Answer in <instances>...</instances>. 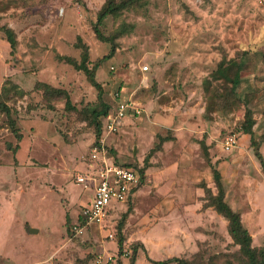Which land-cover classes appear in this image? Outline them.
<instances>
[{"label": "rangeland", "instance_id": "374dc122", "mask_svg": "<svg viewBox=\"0 0 264 264\" xmlns=\"http://www.w3.org/2000/svg\"><path fill=\"white\" fill-rule=\"evenodd\" d=\"M105 2L0 0V264H245L206 202L219 178L264 251V0H142L97 24ZM85 49L101 92L65 59L80 64ZM231 61L243 66L235 90L218 75ZM126 101L141 115L126 112L108 135L95 113ZM247 109L252 135L242 130ZM230 134L237 143L226 151ZM101 139L145 171L133 202L106 223L125 258L106 229H69L92 196L74 177Z\"/></svg>", "mask_w": 264, "mask_h": 264}, {"label": "built area", "instance_id": "2783aa9c", "mask_svg": "<svg viewBox=\"0 0 264 264\" xmlns=\"http://www.w3.org/2000/svg\"><path fill=\"white\" fill-rule=\"evenodd\" d=\"M116 97L118 98L119 95L117 94ZM141 111L131 101L118 102L115 111L105 117L107 134H114L117 131L121 121L126 117V112H129L132 117H139ZM236 143V137L230 134L226 136L223 142L224 149L229 151L236 146ZM124 164L109 155L102 139L99 141L98 146L91 149L86 171L74 177L77 184L82 185L84 189L91 191L92 194L80 211L86 225L80 226L79 223H74L72 226V232L76 236L83 234L90 225L98 226L99 230L105 229L107 219L112 211L118 205L133 199L134 191L141 184V177L137 171ZM107 231L105 237L113 239V231L108 229ZM127 256V252L121 255L122 258ZM98 259H101V257H98ZM110 260L111 258L108 259V262Z\"/></svg>", "mask_w": 264, "mask_h": 264}, {"label": "trees", "instance_id": "16d2710c", "mask_svg": "<svg viewBox=\"0 0 264 264\" xmlns=\"http://www.w3.org/2000/svg\"><path fill=\"white\" fill-rule=\"evenodd\" d=\"M140 1H142V0H106V2L104 3V5L101 8V11L98 14L97 24H101L109 16H117L119 13H121V11L134 7ZM120 31L123 33L125 31V28L121 27ZM95 32L99 38L104 40L103 36H101V34L99 33V31L96 28H95ZM4 34L6 35L7 42L10 44V48L12 50L14 48V44H15L13 33L9 29H5ZM113 51H114V47H112L110 54L106 57L107 58L111 57V54L113 53ZM263 57H264V54H263ZM65 59L68 62L72 63L73 66L76 67L78 70L83 71L86 74L87 78L89 79L90 83L98 90V92H101L100 85L95 81V73H94L95 70L89 69L86 65L87 59H88L87 49H85V51L83 52L82 62L80 64H76V63L72 62V60H70L69 58H65ZM94 67L98 68V67H100V64H97ZM226 67L227 68H225V67L220 68L218 70V75L220 74L222 77L225 78V80L227 82L231 83V85H233V90H235L234 88L237 87V85L239 83V79H240L239 73H240V71H242L243 66L239 63L231 61V64H229ZM234 68H235V72H234L233 76H229V72ZM45 88H46V90L52 89L49 86H45ZM66 98H67V96H66ZM1 110H4L3 112L8 113V108L4 104L1 105ZM106 114H107V108L105 107L104 110L96 112L95 117L98 118L100 115L101 116L104 115L103 119H105ZM253 124H254V120H253L252 112L249 109H247L245 112V120H244V124L242 127L243 133L248 134V135H252ZM13 132L18 138H20V134L17 130H13ZM100 136H101V124H100V122H97L96 123V135H95L96 141L99 140ZM160 140H162V138ZM162 143H163V140H162ZM157 147L160 150L159 146H157ZM153 150L154 149L151 150L149 155H151V153H153ZM231 150H229V151H231ZM257 156L259 157L260 161L262 162L259 154H257ZM262 164H263V162H262ZM124 165L134 169L135 171H137L141 177V183H142V181L144 180V177H145L144 176V172H145L144 169L139 168L137 165H132V164H124ZM263 166H264V164H263ZM216 186H217V190H218L216 195H212L210 190H207L208 200H207L206 204L209 207H213V209L227 221L228 233L231 236L233 242L239 246V251L245 259V264H264V251H257L254 248H252V246H251V235L249 234L248 230L243 226L240 214L238 212L234 211L228 205V203L225 201V192L223 190V187L221 185V181L219 178L216 179ZM132 202H133V199H129L126 201V204L128 205L129 203H132ZM80 211H81V209H80ZM80 211H79L78 216L76 218V221L74 223H79L80 226H85L86 223H85L84 219L82 218ZM67 220H68V218L66 216V221ZM74 223L70 225L69 229H71V232H72V226L74 225ZM67 224H68V222H66V227H67ZM67 229H68V227H67ZM105 229L106 230L108 229L109 231H114V227H107L106 226ZM116 237L117 236L115 235L114 238L117 240L116 246L118 248L117 249L118 254H119V256H121L124 253L123 252V250H124L123 241L121 240V236H120V238H116ZM104 238L108 239L107 237H104ZM129 249L132 250V253H136V248L130 247ZM149 261H151V263H153V264H169V263H172L175 261H180V260L178 258L173 257V258H169V259L162 260V261H152V260H149ZM134 263H135V258L134 257L130 258V264H134ZM118 264H120V263H118Z\"/></svg>", "mask_w": 264, "mask_h": 264}, {"label": "water", "instance_id": "95a60500", "mask_svg": "<svg viewBox=\"0 0 264 264\" xmlns=\"http://www.w3.org/2000/svg\"><path fill=\"white\" fill-rule=\"evenodd\" d=\"M29 232H31V233H36L37 232V230H35V229H29Z\"/></svg>", "mask_w": 264, "mask_h": 264}, {"label": "crops", "instance_id": "0c3cea01", "mask_svg": "<svg viewBox=\"0 0 264 264\" xmlns=\"http://www.w3.org/2000/svg\"><path fill=\"white\" fill-rule=\"evenodd\" d=\"M123 120H124V119H123ZM121 122H122V121H121ZM29 229H30V228L27 227V232H28V233H31V232H29ZM31 229H32V228H31ZM37 232H38V230H37ZM37 232H36V233H37ZM36 233H31V234H36Z\"/></svg>", "mask_w": 264, "mask_h": 264}]
</instances>
